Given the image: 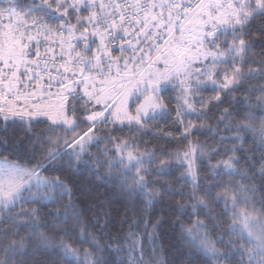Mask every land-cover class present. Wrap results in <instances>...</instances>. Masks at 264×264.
Returning <instances> with one entry per match:
<instances>
[{"label": "snow or ice", "instance_id": "6c2138e0", "mask_svg": "<svg viewBox=\"0 0 264 264\" xmlns=\"http://www.w3.org/2000/svg\"><path fill=\"white\" fill-rule=\"evenodd\" d=\"M0 264H264V0H0Z\"/></svg>", "mask_w": 264, "mask_h": 264}, {"label": "trees", "instance_id": "16d2710c", "mask_svg": "<svg viewBox=\"0 0 264 264\" xmlns=\"http://www.w3.org/2000/svg\"><path fill=\"white\" fill-rule=\"evenodd\" d=\"M100 190L103 191L104 190L103 187ZM112 207H113V209H120L119 204H114ZM120 210H122V209H120Z\"/></svg>", "mask_w": 264, "mask_h": 264}]
</instances>
